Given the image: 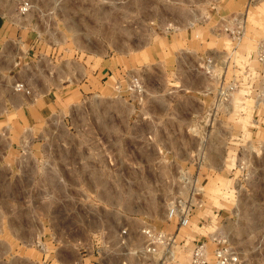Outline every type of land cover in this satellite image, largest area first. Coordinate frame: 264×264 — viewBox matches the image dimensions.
Returning <instances> with one entry per match:
<instances>
[{
  "label": "rangeland",
  "instance_id": "374dc122",
  "mask_svg": "<svg viewBox=\"0 0 264 264\" xmlns=\"http://www.w3.org/2000/svg\"><path fill=\"white\" fill-rule=\"evenodd\" d=\"M21 1L0 0V22L29 34L0 47V263L73 264L92 224L132 235L129 215L172 232L167 204L194 193L183 233L220 230L240 264H264V106L252 97L264 0H27L20 22ZM231 16L245 19L233 52ZM207 57L211 77L198 67ZM131 77L141 98L125 90ZM231 80L239 88L219 103ZM15 83L29 97L55 89L60 106L27 121L2 101ZM120 173L145 182L129 195ZM83 182L99 191L85 210Z\"/></svg>",
  "mask_w": 264,
  "mask_h": 264
},
{
  "label": "built area",
  "instance_id": "2783aa9c",
  "mask_svg": "<svg viewBox=\"0 0 264 264\" xmlns=\"http://www.w3.org/2000/svg\"><path fill=\"white\" fill-rule=\"evenodd\" d=\"M31 9L33 6L30 2L22 0L17 8V15L23 17ZM244 21L245 19L243 20L241 16L227 18L225 32H227L231 52L235 50L244 36ZM253 60L259 69L254 73L257 82L256 87L252 90V97L256 106H264V41L255 44ZM198 67L199 70H202V74L211 77L214 61L207 57L201 61ZM247 74L250 78L251 73ZM238 88L239 83L235 80H231L226 87L220 85L217 89V101L219 103L228 101ZM13 90L17 93L29 94L21 83H15ZM125 90L134 98H141L145 93L143 85L135 77L125 81ZM210 115L211 111L208 110L203 114V118L208 120ZM207 126L205 125L204 128ZM146 138L150 140L148 136ZM156 150L158 154L161 153L160 147H156ZM106 162L111 165L109 157L106 158ZM111 176L117 180V183L127 186L126 191L129 195L133 191L130 186L141 184L142 181L144 183V178H146L144 174L139 175V180L122 173ZM81 187L79 204L85 210L90 206L86 202L96 201L99 191L90 188L85 182ZM66 189L70 191L68 187ZM193 194H190V198L175 197L167 204L160 221L165 225L173 224L172 232L157 229L149 220H141L140 217L133 215L127 217V222L133 223V220H138L140 224L132 235L127 224L120 225L115 231L105 229L113 228V226L92 224L95 229L75 244L77 259L73 264H240L239 253L224 232L215 230L204 235L194 234L193 236L183 233V230L188 228L191 222V196ZM200 221L201 219H198L196 226L201 225ZM201 228L202 226L199 229Z\"/></svg>",
  "mask_w": 264,
  "mask_h": 264
},
{
  "label": "crops",
  "instance_id": "0c3cea01",
  "mask_svg": "<svg viewBox=\"0 0 264 264\" xmlns=\"http://www.w3.org/2000/svg\"><path fill=\"white\" fill-rule=\"evenodd\" d=\"M18 17L16 21L25 22L27 15L23 17ZM9 19V18H8ZM14 22H8L7 18L4 22H0V47L5 48L9 43H21L24 40V43L28 40L29 34L27 30V25L25 26H16ZM24 25V24H23ZM13 31V39L9 38V35ZM2 37L6 39L3 40ZM14 44V45H15ZM31 45V43H30ZM55 89H48L41 92L39 95H25L23 93H17L12 88H9L8 93L3 97V104L7 107L9 104L10 108H13L14 111L20 113L25 117L29 122H32L34 118L43 115V113H51V111H56L60 106L59 100L55 97ZM29 92V91H28Z\"/></svg>",
  "mask_w": 264,
  "mask_h": 264
}]
</instances>
